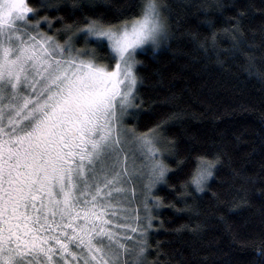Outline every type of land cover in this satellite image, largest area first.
I'll return each mask as SVG.
<instances>
[{
	"label": "snow or ice",
	"instance_id": "6c2138e0",
	"mask_svg": "<svg viewBox=\"0 0 264 264\" xmlns=\"http://www.w3.org/2000/svg\"><path fill=\"white\" fill-rule=\"evenodd\" d=\"M135 7L134 15L115 24L101 13L85 16L82 26L63 25L57 33L70 35L60 42L41 30L42 23L52 28L47 16L34 19L58 5L37 9L28 0H0V264H146L152 213L162 208L153 191L168 183L165 160L176 154L165 130L178 114L138 130L147 110L137 50L150 45L155 53L172 32L163 0H142ZM231 31L238 49L239 19ZM78 37L83 47H76ZM212 40L215 44V34ZM129 120L137 122L129 126ZM130 145L131 170L128 157L122 159ZM136 154L143 161L139 167ZM193 159L195 168L180 188L190 184L202 193L220 156ZM129 178L144 182L147 223L137 216L133 235L122 240L104 217L122 202L123 188L115 186ZM114 227L129 231L127 224ZM199 230L200 225L191 229ZM257 251L264 256V245Z\"/></svg>",
	"mask_w": 264,
	"mask_h": 264
},
{
	"label": "trees",
	"instance_id": "16d2710c",
	"mask_svg": "<svg viewBox=\"0 0 264 264\" xmlns=\"http://www.w3.org/2000/svg\"><path fill=\"white\" fill-rule=\"evenodd\" d=\"M28 3L37 9L58 5L34 19L47 16L52 28L42 23L41 30L63 42L70 35L57 33L63 25L80 21L82 26L85 16L101 13L115 24L134 15L142 0ZM163 5L172 32L168 43L155 53L152 48L137 52L147 110L138 118V130L178 114L165 130L176 154L165 160L171 169L168 183L153 191L162 208L152 213L146 264L157 259L161 264H264L257 251L264 245V78L256 74L264 73V0H163ZM237 19L242 43L233 49ZM75 44L84 46L79 37ZM136 122L126 121L129 126ZM196 155L220 156L202 193L190 184L180 188L190 179ZM197 225L200 230L191 231Z\"/></svg>",
	"mask_w": 264,
	"mask_h": 264
},
{
	"label": "rangeland",
	"instance_id": "374dc122",
	"mask_svg": "<svg viewBox=\"0 0 264 264\" xmlns=\"http://www.w3.org/2000/svg\"><path fill=\"white\" fill-rule=\"evenodd\" d=\"M151 48V46H145L143 49H138V51H142L144 49ZM127 151L122 154V159L126 155L128 157L127 167L129 170L132 169L133 164V150L135 148L134 145L126 146ZM137 158L135 159V164L139 167L143 161L142 158H139V154H136ZM121 167H124L122 164ZM116 188H123V196L118 198L122 200L119 203L117 209H113L117 212V216H112L113 210H108V214L104 217L105 219L112 220V224L108 225V227L113 228L114 231H118L121 239L123 240L124 236H132L130 229L133 227H137V216L141 218L142 224H146L147 221L144 219V182L129 178L127 184L124 185H116ZM116 224H127L129 227V231L125 232L121 229H116L114 226ZM131 244V241H128ZM74 248V246H72Z\"/></svg>",
	"mask_w": 264,
	"mask_h": 264
}]
</instances>
